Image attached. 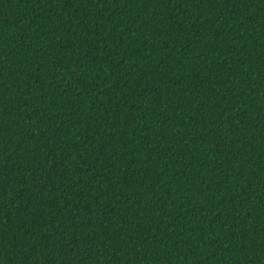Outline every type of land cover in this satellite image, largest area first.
Instances as JSON below:
<instances>
[{
	"label": "trees",
	"instance_id": "1",
	"mask_svg": "<svg viewBox=\"0 0 264 264\" xmlns=\"http://www.w3.org/2000/svg\"><path fill=\"white\" fill-rule=\"evenodd\" d=\"M0 264H264V0H0Z\"/></svg>",
	"mask_w": 264,
	"mask_h": 264
}]
</instances>
